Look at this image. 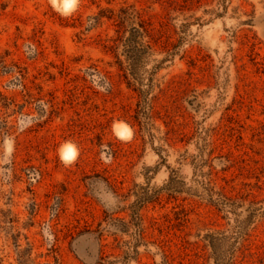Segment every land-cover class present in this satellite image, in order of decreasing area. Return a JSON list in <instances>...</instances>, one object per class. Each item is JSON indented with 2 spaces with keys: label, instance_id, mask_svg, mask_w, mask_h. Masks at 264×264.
Returning <instances> with one entry per match:
<instances>
[{
  "label": "rangeland",
  "instance_id": "374dc122",
  "mask_svg": "<svg viewBox=\"0 0 264 264\" xmlns=\"http://www.w3.org/2000/svg\"><path fill=\"white\" fill-rule=\"evenodd\" d=\"M64 3L0 0V264H264V0Z\"/></svg>",
  "mask_w": 264,
  "mask_h": 264
},
{
  "label": "clouds",
  "instance_id": "9594fccd",
  "mask_svg": "<svg viewBox=\"0 0 264 264\" xmlns=\"http://www.w3.org/2000/svg\"><path fill=\"white\" fill-rule=\"evenodd\" d=\"M77 6V0H65V3L63 5V9L65 13H67L70 10H74ZM60 159L62 162H64L66 165L72 163L76 156H77V148L72 143H65L62 145L59 150Z\"/></svg>",
  "mask_w": 264,
  "mask_h": 264
},
{
  "label": "trees",
  "instance_id": "16d2710c",
  "mask_svg": "<svg viewBox=\"0 0 264 264\" xmlns=\"http://www.w3.org/2000/svg\"><path fill=\"white\" fill-rule=\"evenodd\" d=\"M138 32H139V36L141 37V39H142V41H139V43L137 42V47H138V49H143V50H146L147 48H150L149 47V44H147V43H145L144 41H143V35H142V33L138 30ZM127 51V50H126ZM130 58L131 57H129V63H128V66H129V68L131 69L132 67H130V66H132L133 65V63H132V60H130Z\"/></svg>",
  "mask_w": 264,
  "mask_h": 264
}]
</instances>
